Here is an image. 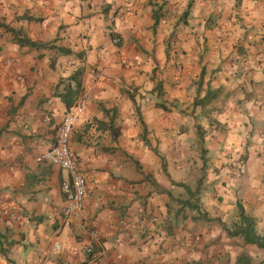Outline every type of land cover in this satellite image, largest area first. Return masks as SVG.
<instances>
[{
	"label": "crops",
	"instance_id": "crops-1",
	"mask_svg": "<svg viewBox=\"0 0 264 264\" xmlns=\"http://www.w3.org/2000/svg\"><path fill=\"white\" fill-rule=\"evenodd\" d=\"M75 103L88 192L66 219L69 174L38 157ZM236 201L263 235L264 0H0V264H264L226 231Z\"/></svg>",
	"mask_w": 264,
	"mask_h": 264
},
{
	"label": "built area",
	"instance_id": "built-area-1",
	"mask_svg": "<svg viewBox=\"0 0 264 264\" xmlns=\"http://www.w3.org/2000/svg\"><path fill=\"white\" fill-rule=\"evenodd\" d=\"M112 40L118 43L119 36L114 35ZM82 110L81 103H75L69 107L57 128L53 144L38 157L39 161H46L69 174L68 179L62 182L61 186L65 196L62 214L66 219L76 218L82 212L88 192L85 175L69 145L74 126ZM89 234L92 240H98L99 236L95 230H89ZM84 251L91 260H97L103 254L102 250L96 249L93 243L85 246Z\"/></svg>",
	"mask_w": 264,
	"mask_h": 264
},
{
	"label": "trees",
	"instance_id": "trees-1",
	"mask_svg": "<svg viewBox=\"0 0 264 264\" xmlns=\"http://www.w3.org/2000/svg\"><path fill=\"white\" fill-rule=\"evenodd\" d=\"M11 31L14 33V30H11ZM17 41L20 43L28 44V45H32V46L42 45V44H39L37 42L31 41L28 38L18 39ZM78 74H79V71H77L71 77V79H73L76 82L77 88L72 89L70 85H67L66 86V92L64 94H62V98H63L64 102L67 104V106H70L71 102L69 99L71 96H73L75 91L78 89V86H79ZM213 94H215V92L213 90L207 89V92L203 96V98H197L196 97L194 99L193 104L194 105H204V103H206L212 97H214ZM198 129L199 130H197V136H198L199 140L202 141V139L204 137V132L201 131L200 128H198ZM185 188L188 192L189 198H187L186 200L177 199L176 201H178L179 203H182L184 206L197 207L198 206V203H197L198 200H196V199L194 200V197L200 191L199 186H197V188L193 191L190 190L188 188V186H185ZM236 216H237V221L234 222L231 227H229V228L226 227L227 233L231 236H240L241 238H243L245 243L253 244L259 248L264 249V234L260 235L256 232L253 217L245 212L244 207L242 206L241 203H238L236 205ZM205 217H207V216H205ZM236 264H253V263H252L251 258L245 252H241L236 259ZM257 264H262V263L260 262Z\"/></svg>",
	"mask_w": 264,
	"mask_h": 264
},
{
	"label": "rangeland",
	"instance_id": "rangeland-1",
	"mask_svg": "<svg viewBox=\"0 0 264 264\" xmlns=\"http://www.w3.org/2000/svg\"><path fill=\"white\" fill-rule=\"evenodd\" d=\"M211 125H214L215 128H218L219 126V125L218 126L216 125V122H213ZM258 133L259 135H261L262 131L259 130ZM231 152L232 151H230L229 153L231 154ZM241 166H242V162H241V158L239 157V155H237L236 157L230 156V161L223 164V167H226V172L229 175L226 181V186H225L226 189L232 186V184L234 183L238 175L241 174ZM201 179L203 180L204 178H201ZM201 179L200 181H202ZM199 195H200V192L194 197V200L195 199L198 200L197 203H199ZM235 203H236L235 204L236 206L240 202L236 201Z\"/></svg>",
	"mask_w": 264,
	"mask_h": 264
}]
</instances>
